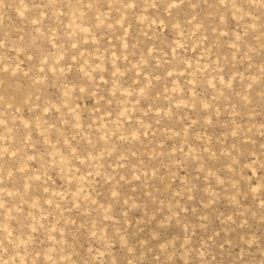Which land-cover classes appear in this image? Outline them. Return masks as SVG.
Wrapping results in <instances>:
<instances>
[{
    "label": "rangeland",
    "instance_id": "obj_1",
    "mask_svg": "<svg viewBox=\"0 0 264 264\" xmlns=\"http://www.w3.org/2000/svg\"><path fill=\"white\" fill-rule=\"evenodd\" d=\"M0 264H264V0H0Z\"/></svg>",
    "mask_w": 264,
    "mask_h": 264
}]
</instances>
